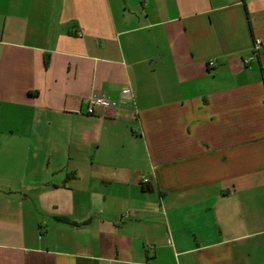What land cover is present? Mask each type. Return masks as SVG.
<instances>
[{"label":"crops","instance_id":"0c3cea01","mask_svg":"<svg viewBox=\"0 0 264 264\" xmlns=\"http://www.w3.org/2000/svg\"><path fill=\"white\" fill-rule=\"evenodd\" d=\"M0 264H264V0H0Z\"/></svg>","mask_w":264,"mask_h":264},{"label":"built area","instance_id":"2783aa9c","mask_svg":"<svg viewBox=\"0 0 264 264\" xmlns=\"http://www.w3.org/2000/svg\"><path fill=\"white\" fill-rule=\"evenodd\" d=\"M260 48V42L255 40L253 43V52H257ZM244 63H247V61H244ZM209 66H212V63H209ZM133 98L131 96L129 89H123L121 92V96L118 100L110 99L109 97H106L105 95L100 96H93L91 97L86 104V110L85 113L87 115H93L95 109H110V110H119L122 105L125 104H132Z\"/></svg>","mask_w":264,"mask_h":264},{"label":"trees","instance_id":"16d2710c","mask_svg":"<svg viewBox=\"0 0 264 264\" xmlns=\"http://www.w3.org/2000/svg\"><path fill=\"white\" fill-rule=\"evenodd\" d=\"M146 190H149V188H146ZM59 220L63 221V222H67V223H71L68 219L66 218H60Z\"/></svg>","mask_w":264,"mask_h":264}]
</instances>
